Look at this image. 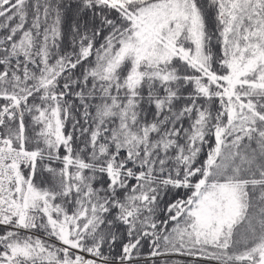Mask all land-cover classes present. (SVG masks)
Instances as JSON below:
<instances>
[{
    "label": "snow or ice",
    "instance_id": "obj_1",
    "mask_svg": "<svg viewBox=\"0 0 264 264\" xmlns=\"http://www.w3.org/2000/svg\"><path fill=\"white\" fill-rule=\"evenodd\" d=\"M0 264H264V0H0Z\"/></svg>",
    "mask_w": 264,
    "mask_h": 264
}]
</instances>
